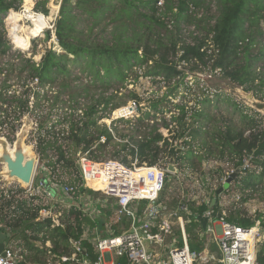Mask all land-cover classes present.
<instances>
[{
	"label": "trees",
	"instance_id": "1",
	"mask_svg": "<svg viewBox=\"0 0 264 264\" xmlns=\"http://www.w3.org/2000/svg\"><path fill=\"white\" fill-rule=\"evenodd\" d=\"M212 1L215 2L217 13L212 16L214 21L208 28L209 37L207 35L200 38L194 37L192 43L183 40L178 46L176 40L169 36L163 38L153 31L154 26L171 31L164 20L165 17L170 16L172 17L170 24L179 32L180 23H194L193 12ZM21 3L22 0H0V24L4 14L9 10L19 11ZM47 3L48 0H36L33 10L47 15ZM190 7L194 11L190 10ZM261 22L264 25V0H165L163 10L160 11L149 0H61L53 27L59 51L50 47L45 50L38 62L26 59L19 66L10 64L6 70L0 67V73L5 71L0 87V102H10L13 110L18 111L22 117L28 110L27 90L17 96L12 94V98L8 100L5 97L8 88L13 84L21 83L24 79L36 82L37 87H44L45 84H53L56 75L60 73L65 74L66 77L59 82L62 88L54 96V103L62 100L59 98L64 92L68 94L69 99H73L72 95H81V91L86 90L87 85H71L68 82L69 64L80 67L81 71L86 69L87 74L95 80L102 79L101 71L105 76L113 74L123 79L132 66L145 65V76H160L167 81L178 78L179 85L182 81V73L177 66L191 61L195 64L200 62L202 65L211 61L210 68L213 71L217 70L229 82L241 86L247 92L253 91L255 98L264 100V28H261ZM107 26H111L110 38L103 35ZM44 35V39L49 40L50 30H46ZM37 40V37L33 38L32 43L35 44ZM9 48L8 40H3L0 36V55ZM177 52L179 55L176 60L169 58V56H175ZM11 78L15 81L13 84H7ZM105 88L108 87L105 86ZM13 91L16 92V89ZM35 92L38 93V91ZM215 97L216 95L202 98L199 101L200 110L192 111L188 110L184 104H175L178 113L170 117V121L175 122L176 125L172 129L174 134L170 138L163 137L155 121H152L149 127L148 122L151 121L148 120L149 111L134 122L122 119L120 121L131 124V130L136 133H139L141 128L148 131L145 130L141 134L132 133L128 136L121 129L117 130L113 127L119 141L113 140L106 125L99 126L98 121L107 117L113 109L125 101L115 102L110 95H99L89 104L84 103L80 106L74 97L75 106H70L72 111L55 121L59 124L68 123L67 135L60 137L59 133H56L57 135L49 138L38 136L36 153L40 155L42 164L49 167L56 181L76 186L74 198L84 191L93 192L81 186L76 156L79 149L86 150L93 145L95 147L90 151V158L93 159L99 158L96 151H99L101 155L110 143L117 145L118 149L113 155L124 154L121 159L123 164H126L127 156L135 155L140 163H146L149 166L155 165L162 159L167 162L174 161L179 169L193 168L204 158L225 159L231 163L233 171L240 168V171L244 173L241 176L239 171L233 181L238 182L241 200L246 201L251 194L244 195V193L255 191L256 187L264 181V127L261 125L264 118L258 112L251 111L250 114L245 112L250 108L244 107L243 103L225 95L221 101L232 105L233 109L238 111L239 123L229 124L224 129L215 124L208 128L204 123L214 119L209 108L217 107L213 100ZM128 98L140 100L134 92H129ZM159 101L160 99L154 100L150 105L151 118L154 120L158 116L156 114L163 112L158 107ZM38 104L34 101V106ZM77 110L80 114L74 118ZM2 122L4 120L0 121V124ZM161 124L166 128L170 125L164 118H161ZM45 125V119L39 120L38 130L43 129ZM7 130L8 133L5 136L9 139L14 138L17 129L10 125L7 126ZM45 132L49 133L47 130ZM100 135H105L104 142H98ZM126 137L129 141L125 142ZM195 141L198 142V146L194 150L192 146ZM198 150H201L202 154H198ZM47 151H54L55 156H51ZM246 159L250 160L254 168L245 166ZM221 171L222 169L217 170V172ZM261 187H264V184ZM163 191L159 195L158 202L161 201ZM215 191L209 199V204L212 198L216 199L211 207L208 205L200 207L193 200L189 201L185 204L187 209L185 216L194 220L204 210H217L218 199ZM22 192L20 188L14 192L0 191V230L9 236L21 235L24 239L23 250L21 249L22 259L16 264H48L40 254L43 249L34 245L36 241H40L42 245L50 241L51 248L43 247L44 250H49L56 256L69 257L71 255L70 240L81 237L80 245L83 252L92 253V245L88 242L91 234L88 232L83 237V232L93 226L102 230L106 219L100 218L96 221L83 210L72 207L66 213L67 216L73 217L72 222L51 226L50 219L36 220L39 205H33L16 197ZM172 202L162 205L177 206L175 200ZM179 207H183V204ZM261 218L264 219V215L258 213L253 218L227 219L239 226H251L259 219L264 226V220ZM120 223L119 228L112 229L114 235L129 228L130 221L127 217H121ZM184 227L191 249L202 251L204 244L201 224L185 220ZM156 233V229L150 232L151 235ZM178 234L179 224L177 223L172 235ZM102 236H108V233L102 232ZM24 250L33 251V253L23 258ZM256 260L259 264H264V240L258 242ZM62 264L74 263L62 261Z\"/></svg>",
	"mask_w": 264,
	"mask_h": 264
},
{
	"label": "rangeland",
	"instance_id": "2",
	"mask_svg": "<svg viewBox=\"0 0 264 264\" xmlns=\"http://www.w3.org/2000/svg\"><path fill=\"white\" fill-rule=\"evenodd\" d=\"M35 1L36 0L31 1L32 3L30 9H33V4L35 3ZM60 2L61 0H48V14L44 15L45 17L49 18L47 19V21H55L58 14ZM51 4L56 5L57 9L53 10L51 8ZM163 7H161L160 10H163ZM23 8L24 0H22L20 10L16 12H20ZM9 11L4 14L0 24V36L3 40L7 39L8 44H10V48L3 55H0V67L2 69L6 70L10 64L19 66L26 59L38 62L45 50L50 47H53V49L59 51L56 45L55 36L52 33L53 29L51 30L52 32L50 31V39H44V33L46 30H48L47 28H45L44 31H42L36 36H28L29 45L27 49H21L20 47L16 46L18 44H21L23 47H26L27 44H23V42L17 41L15 36L13 37L10 35L11 27L9 28V26L5 22L8 17ZM216 13L217 12L215 2L212 1L210 4H205L204 6L200 7L198 10L193 12V16L195 17L194 23H180L181 31L179 30L178 32L174 30L173 25L170 24V20H172V17L170 16L165 17L164 20L168 29H171V31L163 28L160 29L156 26L153 27V31L155 32V34L159 33L160 36L163 38H166L168 36L171 37L173 40L177 41L178 46L182 43L183 40L185 42L192 43L194 41V37L200 38L205 37V35H207L208 37L210 36V34L208 33V28L214 21V17L212 16ZM21 23L26 24L28 26L32 25L29 19L25 18L21 19ZM260 26L262 29L264 28L262 22L260 23ZM110 30L111 26H107L106 31L103 35L107 38H110ZM35 37H37L38 40L35 44H33L32 39ZM11 39L15 42V45L12 43ZM178 55L179 52H177L175 56H169V58H171L172 60H176ZM210 64L211 61L205 63V65H202L200 62H197V64H195L194 61H191L189 63H180L177 66V68L182 73V81L179 85L178 78H173L170 81H167L163 80V78L160 76H145V65L132 66L131 69L126 72L125 77L123 79L118 78L113 74L105 76L103 75V71H101L100 74L102 75V79L95 80L87 74L86 69L81 71L80 67H76L74 65L69 64L70 75L68 82H70L71 85H87V89L81 91V95H72L73 99H69L68 94L64 92L60 95L59 98L60 100H62L54 103V96L62 88L59 85V82L64 77H66L65 74L60 73L56 75L53 84H45L44 87H37L35 85L36 82L29 81L28 79H24V81L19 84H13L15 79L11 78L7 81V84H13V86L8 88V92L6 93L5 97L10 100V98H12V94H15V96H17L27 90L26 95L29 96L27 113L29 118L33 120V125H36V128H34L33 131L29 132L28 136L24 140V144L30 145L32 147V151H34L35 153L36 140L38 136L41 135L43 137L49 138L50 136L52 137L53 135H57L56 133H59L60 137L61 135H67L68 123L64 122L59 124L55 121L61 119L64 115L72 111L70 106H75V98L77 100L78 105L83 106L84 103L89 104L91 101H94L93 99L98 98L99 95H110L113 97V100L115 102H127L128 100H131L128 98L129 92L136 93V95L140 98V100L138 101L140 103V110L138 116L125 120L134 122L138 117L143 116L144 113L149 111L150 117L148 120L151 121L148 122L147 120H144V122H148L149 127H151L152 121H155L158 124V131L162 133L163 137L170 138L174 134V131L172 129H174L176 126L175 122L170 121V117L171 115H177L178 113V110L174 105L181 103L184 104L186 108H188V110H200L201 103L199 101L207 96L211 97L216 95L213 100H215L214 104H216L217 107L209 108L210 113L214 115V119L211 122L204 123L206 127L211 128L213 126L212 124H215L220 125L222 129H224L229 124L239 123L238 121L240 117L238 111L236 112L233 109L232 105L226 104L221 100L225 97V95H228L239 103L243 102L236 95H234L228 90L227 86L228 84H231V82L225 79L222 74L219 73L217 70L213 71L210 68ZM4 73L5 71H3V73H0V87L3 82L2 80L4 78ZM105 86H107L108 88H105ZM172 88L173 92L170 93V90ZM13 89H16V92H14ZM35 91H38V93H36ZM158 99H160V101L158 102V107L163 112L160 114H156L158 116L154 120L151 118L152 109L150 105L152 101ZM216 99H218V101H216ZM34 101L39 104L37 106H34ZM243 106L247 108L244 103ZM251 111L257 112L251 108L250 110H245V112L249 114L252 113ZM79 114L80 111L77 110L75 112L74 118H77V115ZM259 115L262 114L260 113ZM161 118H164L168 123H170L167 128L161 124ZM41 119L46 120V125L43 129L38 130L39 120ZM2 120H4V122L0 124V136H5V134L8 133L7 126L13 125L14 129L18 130L21 125L20 113H18V111H14L13 106L8 101L7 103L0 102V121ZM195 125H197V123ZM261 125L262 127H264V120ZM99 126L101 125L99 124ZM110 127H114L117 130L121 129L122 132L126 133L128 136L132 135V133L141 134V132L147 130L141 128L140 132L136 133L134 130H131V124H125L122 121L115 122L114 124H111ZM45 130L49 131V133H46ZM93 134L96 135V132L93 131ZM116 137L117 141H119L118 136ZM7 141L9 142L8 139ZM124 141H129V138L126 137ZM9 143L11 144V142ZM197 146L198 142H193L192 148L194 150L197 148ZM117 149V145H113L112 143H110L107 147L104 148L101 155L99 151H96L95 153L99 155V160H116L121 162V159L123 158L124 154L121 153L119 156L113 155L114 151ZM184 149H187V147H184ZM47 153H49L51 156H55L54 151H47ZM197 153L202 154L201 150H198ZM37 156L38 161L37 169L34 174V181H37V177L39 176L40 172H42L41 168L43 169V166H41L43 164L42 161H40V155L37 154ZM129 163L130 156H127L126 164L128 165ZM166 163L167 161L160 159L156 164ZM245 166H249V168L251 169L254 168V166L248 159L245 160ZM1 169L2 168L0 166V170ZM218 169H222V171L217 172ZM231 171H233V169L229 161L225 159L216 160L215 158L209 157L204 158V160L200 161V163L196 164L193 168L183 167L179 169L178 173L168 174V178L166 181L167 183L160 197L161 201L159 202L160 204H163L173 203V200L176 201L175 203L177 204V206H165V210L162 213L163 216H169L174 214L169 218V222L172 226V233L173 230L176 229V225L180 222V220H182L183 222L185 220H189L191 222H198L196 219L190 220L188 217H186V213L184 210L185 207L179 208L180 204H183V206H185L187 202L193 200L197 206H209V199L212 193L214 192V190H217L219 187H221L222 182L224 181L223 178L226 177L223 176L227 175ZM239 173L241 176L244 175V173L241 171ZM262 184H264V181L261 183V185L256 187L255 191L245 192L244 195L251 194V196L250 198H248V200L244 201L241 200L242 195L240 193L238 182L232 180L227 190H224L221 194L216 195L218 199V208L217 210H210L211 217L213 218V216L216 214L222 215L223 219L231 218L236 220L239 217L253 218L258 213L264 215V187H261ZM92 186L95 188L100 187L98 183H93ZM18 188L20 187L17 183L13 182L4 186L0 181V191L3 190L4 193H7L8 190H12L14 192ZM75 199L78 200L76 203L77 206H79L80 209H82L89 216H91V218H94V220L98 221L100 218L106 219L107 221H105L104 224L105 228L107 226H111V229L114 228V230L119 228L121 224L120 216L117 215L116 208L113 207L114 200L112 198L105 196L101 192L84 191L83 193L77 195ZM44 200L45 199L41 198L35 201L34 203L41 204L44 202ZM143 204L148 206L150 203L147 201H141L140 206ZM57 211L58 220L61 223L66 224L67 222L73 221V217L67 216L66 213L63 212L61 209H57ZM178 215H180L182 218L177 217ZM214 227L215 225L213 224V220L208 218L207 229H202L204 244L203 248L209 249L210 253L214 255L217 260H219L222 257V252L214 238ZM99 231L100 230L98 229L97 233L102 236V233ZM121 232L122 230L119 233ZM159 235L162 236V233H159ZM165 240L164 243H169V237H165ZM262 240H264V234L262 235ZM7 243L15 250H23L24 239L21 237V235H10L7 238ZM34 245L37 246L39 249H43V252L40 254H42V258L46 260L48 264H62L61 257L65 256H56L53 252L49 250H44V248H51L52 244L50 241H46L44 245H42L40 241H36L34 242ZM162 248L164 247L160 246L158 250H162ZM32 253L33 251L30 252L28 250H24L23 258H25L26 255ZM121 263L125 264L126 259H122Z\"/></svg>",
	"mask_w": 264,
	"mask_h": 264
},
{
	"label": "built area",
	"instance_id": "3",
	"mask_svg": "<svg viewBox=\"0 0 264 264\" xmlns=\"http://www.w3.org/2000/svg\"><path fill=\"white\" fill-rule=\"evenodd\" d=\"M149 1L159 10L165 3V0ZM190 10L193 8L190 7ZM20 12L23 15L21 19H29L33 24L32 18L27 17L29 13L25 12L24 8ZM30 12L31 16L45 17L43 13L34 11L32 8ZM53 27V21H46L42 31L45 28L51 31ZM10 35L14 37L13 33ZM12 43L15 45L13 40ZM28 45L29 41L26 47L21 44L16 46L27 49ZM139 110L140 103L137 100H128L113 109L107 117L100 119L98 124L106 125L112 139L117 140L110 125L122 119L138 116ZM104 141L105 135H100L98 142ZM94 147L91 146L86 150L79 149L76 153L81 186L112 198L117 207V215L120 218L129 219V228L117 235H114L113 231H108V236L105 237L93 229L88 239L93 248L92 253L83 252L80 245L81 237L70 240L71 255L61 257L62 261L74 262V264H121V260L126 259L125 264H259L256 260V251L263 234L254 226L259 219L251 226H239L228 219H223L222 215L215 214L212 218L210 210L207 209L209 213L207 218L212 219L215 225L214 238L222 252V257L217 260L206 248L202 251L191 249L184 222L180 220L178 223L179 234L172 235L169 218L173 214L162 216L159 212L161 206L158 202L159 195L164 190L169 174L165 169L166 164L149 166L146 163H140L136 155L130 157L128 165L116 160L93 159L90 158V151ZM41 166L43 169L41 168L42 172L37 177V181H34L33 177L29 187L22 190L23 192L16 197L40 206L36 220L50 219L51 226H58L61 222L58 220L57 209L65 213L72 207L80 209L76 204L78 200L73 197L76 186L56 181V177L48 170V167ZM93 183H98L100 187H93ZM41 198L45 199L43 203H34ZM141 201H147L150 204L140 206ZM153 229H156L157 233L151 235L150 232ZM159 233H162V236ZM86 234L85 230L82 236ZM155 235L160 237L158 244L151 241ZM165 237H169L167 244L164 243ZM160 246L164 248L158 250ZM21 259V251L15 250L8 243L0 252V264H16Z\"/></svg>",
	"mask_w": 264,
	"mask_h": 264
},
{
	"label": "water",
	"instance_id": "4",
	"mask_svg": "<svg viewBox=\"0 0 264 264\" xmlns=\"http://www.w3.org/2000/svg\"><path fill=\"white\" fill-rule=\"evenodd\" d=\"M34 3V2H33ZM34 5V4H33ZM59 9V8H58ZM53 35L55 31L53 28ZM228 90L236 95L247 107L261 113L264 116V100L255 98L253 91H245L241 86L234 83L228 84ZM33 120L28 116V113H24L21 117V125L14 133L13 142L10 144L5 136H0V181L4 186L9 183H17L19 187L24 190L27 189L34 177L38 156L32 151L30 145H25L24 140L28 136L30 131L36 128L33 125ZM27 146V147H25ZM169 173H178L179 169L174 161L166 163L165 168ZM240 171V168H236L231 171L229 175L222 182L215 194L219 195L224 190L229 188V185L236 174ZM215 198H212L209 204L211 207L215 203ZM196 220L201 224V228L206 229L208 222L207 217L197 216ZM9 234H6L0 230V252L7 244V238Z\"/></svg>",
	"mask_w": 264,
	"mask_h": 264
},
{
	"label": "bare ground",
	"instance_id": "5",
	"mask_svg": "<svg viewBox=\"0 0 264 264\" xmlns=\"http://www.w3.org/2000/svg\"><path fill=\"white\" fill-rule=\"evenodd\" d=\"M32 0H24V10L25 12H28L29 15L27 17L32 18L33 24L31 26H28L26 24L21 23V18L23 17L22 13L16 12L14 10H10L8 17L6 19V23L9 26L11 33H13V35L16 37L17 41H21L23 42V44H27L28 43V36L29 35H38L39 33H41L42 28L45 26L47 17H38L35 15L31 16V12H30V6H31V2ZM50 3V2H49ZM48 3V4H49ZM51 8L54 10L57 9L56 5H52L51 4ZM51 18V16H50ZM43 19V20H42ZM30 21V20H29ZM22 35V36H21ZM114 207H116V205L114 204ZM165 210V206H160L159 207V212L162 213ZM185 213H187V209L186 207L184 208ZM186 215V214H185ZM200 217H208L209 213L207 210H204L202 214L197 215ZM196 216V218H197ZM177 217L182 218L180 215H178ZM255 228L262 234H264V226L261 224L260 220H258L255 223ZM151 241H153L154 244H158L160 243V237L159 235H155L151 238Z\"/></svg>",
	"mask_w": 264,
	"mask_h": 264
},
{
	"label": "crops",
	"instance_id": "6",
	"mask_svg": "<svg viewBox=\"0 0 264 264\" xmlns=\"http://www.w3.org/2000/svg\"><path fill=\"white\" fill-rule=\"evenodd\" d=\"M161 206H162V204H161ZM164 206V205H163ZM162 206V207H163ZM168 207H172V206H170V205H167ZM114 207V206H113ZM180 208V207H179ZM174 215V214H173ZM163 216V215H162ZM92 219H94V218H92ZM105 224V223H104ZM107 228V229H106ZM103 227V229L102 230H100L97 226H93L92 228H90V229H86V231L88 230V232H90L91 233V231L93 230V229H96V231H98V229L100 230L99 232H104V233H108V231H113L112 229H111V226H107V227ZM110 229V230H109ZM87 232V233H88ZM121 264H123V263H121Z\"/></svg>",
	"mask_w": 264,
	"mask_h": 264
},
{
	"label": "flooded vegetation",
	"instance_id": "7",
	"mask_svg": "<svg viewBox=\"0 0 264 264\" xmlns=\"http://www.w3.org/2000/svg\"><path fill=\"white\" fill-rule=\"evenodd\" d=\"M6 137V136H5ZM7 138V137H6ZM8 140H9V142H11L12 143V141H13V137L11 138V139H9V138H7Z\"/></svg>",
	"mask_w": 264,
	"mask_h": 264
}]
</instances>
